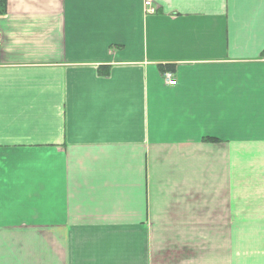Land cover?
<instances>
[{
    "label": "crops",
    "instance_id": "0c3cea01",
    "mask_svg": "<svg viewBox=\"0 0 264 264\" xmlns=\"http://www.w3.org/2000/svg\"><path fill=\"white\" fill-rule=\"evenodd\" d=\"M4 1L0 264H264V0Z\"/></svg>",
    "mask_w": 264,
    "mask_h": 264
},
{
    "label": "built area",
    "instance_id": "2783aa9c",
    "mask_svg": "<svg viewBox=\"0 0 264 264\" xmlns=\"http://www.w3.org/2000/svg\"><path fill=\"white\" fill-rule=\"evenodd\" d=\"M144 7L146 8L147 14L151 15L155 13V8L151 5V0H145ZM164 78L166 79L168 87H176V80L171 73H165Z\"/></svg>",
    "mask_w": 264,
    "mask_h": 264
},
{
    "label": "trees",
    "instance_id": "16d2710c",
    "mask_svg": "<svg viewBox=\"0 0 264 264\" xmlns=\"http://www.w3.org/2000/svg\"><path fill=\"white\" fill-rule=\"evenodd\" d=\"M4 12H5V1L0 0V14H3Z\"/></svg>",
    "mask_w": 264,
    "mask_h": 264
}]
</instances>
